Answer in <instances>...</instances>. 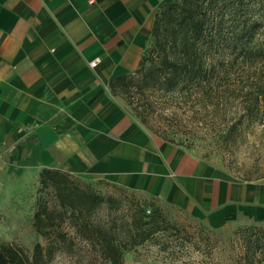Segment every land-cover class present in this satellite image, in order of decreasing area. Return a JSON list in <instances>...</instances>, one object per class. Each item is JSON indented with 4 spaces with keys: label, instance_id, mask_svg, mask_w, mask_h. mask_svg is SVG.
I'll return each instance as SVG.
<instances>
[{
    "label": "crops",
    "instance_id": "crops-1",
    "mask_svg": "<svg viewBox=\"0 0 264 264\" xmlns=\"http://www.w3.org/2000/svg\"><path fill=\"white\" fill-rule=\"evenodd\" d=\"M171 1L0 0V175L59 170L212 229L264 222V179H234L162 141L108 90L137 67Z\"/></svg>",
    "mask_w": 264,
    "mask_h": 264
},
{
    "label": "trees",
    "instance_id": "trees-1",
    "mask_svg": "<svg viewBox=\"0 0 264 264\" xmlns=\"http://www.w3.org/2000/svg\"><path fill=\"white\" fill-rule=\"evenodd\" d=\"M225 63L254 65L262 71L251 88H240L241 113L219 134V142L229 146L241 140L246 130L264 122V0H173L160 5L137 67L110 80L107 87L111 95L122 97L132 116L145 126V109L136 108L139 98L147 103V97L156 93L185 95L200 90L207 94L230 75ZM172 134L154 133L188 151L195 143L193 138ZM36 195L29 221L43 245L34 243L27 256L15 245L1 244L0 264H46L60 245L67 246L61 230L65 222L86 243L96 245L99 257L108 264H120L125 254L144 245H153L162 253L172 241L183 248L177 238L180 228L153 204L125 208L124 219L119 213L120 201L95 193L92 182L59 170L36 172ZM102 207L117 213L118 220L94 222V214ZM234 235L241 263L264 264V222L238 228Z\"/></svg>",
    "mask_w": 264,
    "mask_h": 264
},
{
    "label": "rangeland",
    "instance_id": "rangeland-1",
    "mask_svg": "<svg viewBox=\"0 0 264 264\" xmlns=\"http://www.w3.org/2000/svg\"><path fill=\"white\" fill-rule=\"evenodd\" d=\"M229 64L223 66L231 69L228 78L219 80L207 94L200 90L185 95L156 93L147 97V103L144 98H139L136 108L145 109L146 125L143 127L150 133L168 132L182 138H193L195 143L189 151L208 164L240 181L261 180L264 179V122L246 130L245 136L235 144L228 146L218 139L224 127L241 113L243 95H239L240 88H251L262 72L254 65L233 64L230 67ZM96 182H92L95 193L121 202L119 213L124 219L127 218L125 208L153 204L181 230L180 238H177L183 242L182 249L173 241L166 253L159 252L153 245H144L125 254L120 264H243L234 233L238 228L255 223L236 222L221 229H212L153 199ZM36 196V172L25 177L14 173L0 175V245H15L27 256L34 243L43 245L29 221ZM116 214L102 207L92 220L111 224L118 220ZM61 230L66 236L67 246L60 245L46 264H108L99 257L96 245L92 246L74 234L67 222L61 225Z\"/></svg>",
    "mask_w": 264,
    "mask_h": 264
},
{
    "label": "built area",
    "instance_id": "built-area-1",
    "mask_svg": "<svg viewBox=\"0 0 264 264\" xmlns=\"http://www.w3.org/2000/svg\"><path fill=\"white\" fill-rule=\"evenodd\" d=\"M96 62H97L96 60H95V61H93V62H91V63H90V67H94V66H95V64H96Z\"/></svg>",
    "mask_w": 264,
    "mask_h": 264
}]
</instances>
